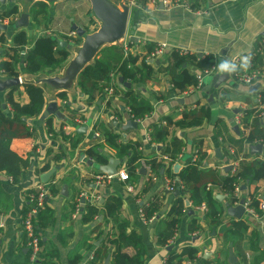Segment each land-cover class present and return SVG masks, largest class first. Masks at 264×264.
<instances>
[{
    "label": "crops",
    "instance_id": "crops-1",
    "mask_svg": "<svg viewBox=\"0 0 264 264\" xmlns=\"http://www.w3.org/2000/svg\"><path fill=\"white\" fill-rule=\"evenodd\" d=\"M110 1L121 9L126 5V0ZM162 1L139 0L129 9L127 31L123 37L99 46L80 67L77 61L84 49L85 38L103 26L90 0L0 2L3 9L12 5L19 8L15 21L0 18V62L11 59L13 37L21 29L27 32L30 43L20 48L22 59L34 40L43 35L60 39L61 46L71 51L70 59L51 72L44 70L28 74L24 72L23 62L17 65L21 82L15 86L16 99L22 103L29 102L24 84L33 83L43 88L46 103L39 115L28 119L33 135L12 140V149L27 158L28 165L22 169L17 181L0 173V224H3L0 227V264L25 261L29 250L24 242L21 222L28 208V192L40 185L49 188L52 183L58 193L49 196L47 202L54 209L55 221L53 225L39 229V233L46 242L45 246L57 251V264H90L102 237L117 234V225L113 221L104 224L103 215L90 222L83 219L86 203L101 208L112 195L122 198L119 217L128 222V238L132 244L129 251L137 254L141 264H166L172 250L179 252L184 247H194L197 257L195 260L185 258L182 264H202L205 259L211 264H264V210L257 217L245 212L240 219L235 218L227 212L229 195L222 193L219 187L211 186L217 200L225 206L221 222L212 227L204 216L206 210L198 209L190 201L188 190H167L168 179H178L177 174L199 150L204 154L197 162L199 167L215 169L220 175L235 172L243 161H264V142L248 140L244 122L236 120L237 115L245 110H264L261 98L264 79L246 85L236 81L233 73H227L228 79L212 88L216 75L225 74L218 71L206 76L202 87L181 92L173 88L165 70L170 52L180 48L203 57L210 54L216 60L214 65L225 59H232L239 65L242 57L251 55L254 58L258 44L262 47L256 55L257 64L253 63L255 67L264 69V0H197L195 10L163 4ZM33 7L37 12L32 11ZM25 13L29 15L27 27H16V22ZM76 28L84 30L85 34L80 35ZM124 41L128 44V51L122 46ZM63 42L66 45H62ZM150 43L155 48L166 43V54L151 58ZM110 45H114L117 52L137 56L134 69H143L146 64L152 66L150 78L140 90L154 107L140 120L133 119L125 106V94L130 87L121 83L115 72L110 74L109 87L114 88L111 98L106 93L107 88L101 95L93 96L92 91L84 92L79 85L80 73L86 66L94 64L99 52ZM185 66L194 74L201 70L196 61H188ZM10 78L13 77L0 72V79ZM257 84L259 86L253 88ZM10 89L0 92L2 108L3 105L6 108V94ZM52 100L57 103L64 119L56 114L42 119L46 106ZM193 109H197V113L185 119L184 112ZM167 117L175 122L167 143L161 146L146 141V133L150 131L151 134L156 125L166 124ZM48 119L52 120L53 131L46 124ZM132 119L138 127L126 131L127 123ZM250 123L264 128V118L252 115ZM106 131L120 134L122 140L140 144L144 159L138 169L139 177L132 184L133 191H128L126 183L117 176L98 182L97 176L105 174L102 172L105 164L96 163L87 151L98 143H104ZM174 139L183 145L178 158L173 162L163 158L164 163H171L153 172L148 158L163 157L166 145ZM260 145L263 147L259 149ZM103 150L105 155H112L109 159L115 157L114 151L108 147ZM122 160L117 170L126 167L127 158ZM46 174L50 177L45 182L43 176ZM236 192L239 200L232 206L239 205L250 193L260 192L259 197H264V178L251 184L243 182ZM180 195L184 198V214L171 245H161L157 225L160 220L173 218L170 210ZM219 195H223V199ZM155 199L160 209L145 222L139 210ZM193 218H197L202 226L195 233L189 231ZM99 224H102L101 229L96 227ZM100 230L103 234L99 238ZM110 261L111 257L107 256L105 264Z\"/></svg>",
    "mask_w": 264,
    "mask_h": 264
},
{
    "label": "trees",
    "instance_id": "trees-1",
    "mask_svg": "<svg viewBox=\"0 0 264 264\" xmlns=\"http://www.w3.org/2000/svg\"><path fill=\"white\" fill-rule=\"evenodd\" d=\"M190 1V0H186ZM192 7L195 9L198 4L192 0ZM191 3V1H190ZM37 5V4H36ZM35 5V6H36ZM34 6V7H35ZM195 6V7H194ZM33 12H37L34 10ZM19 8L17 5H12L9 8L0 11L1 19H14L18 17ZM12 47L13 55L11 59L0 62V72L7 74L10 77H18L19 71L17 65L23 62L24 72L28 74H37L42 71L51 72L61 67L70 59L71 51L68 47L61 46V41L50 35L37 37L31 47L27 50L25 57L22 59L20 48L29 43L28 34L24 29L19 30L13 37ZM150 45H152L150 43ZM261 44L255 51L253 61L261 50ZM155 46L149 47V54L152 53ZM114 45L105 46L96 58L95 63L88 65L80 73L79 85L84 92L92 91V95L97 93L102 94L105 88L111 83V72H115L119 77H123L124 81L131 83V87L127 89L125 94V106L128 108L131 116L135 120H140L153 110L152 101L146 97L140 90V87H145L147 80L150 78L152 66H144L143 69H134L133 65L137 60V56L129 54L124 56L123 52H117ZM260 56H258V59ZM188 61H196L200 69L212 67L216 60L214 56L208 54L205 57L179 50H173L168 56V63L165 70L168 72L173 88L178 91H186L197 84L196 74L191 73L185 66ZM25 90L30 98L29 102L22 103L16 99L14 86L6 94V108L0 107V173H3L13 181H17L24 167L29 163L27 158L18 154L12 149V140L16 137H30L33 135L28 119L39 115L46 103L44 90L42 87L33 83L24 84ZM142 88V89H143ZM264 101V93L261 96ZM111 100L108 101V106L111 105ZM8 106V107H7ZM264 110H245L243 111V122L248 130L247 138L253 142H264V128L250 123L252 115L258 116ZM197 113V109L184 112V118L190 119ZM166 124L156 125L151 131V143L163 146L167 143V138L170 134V129L175 122L169 117L165 120ZM46 124L50 131H53L52 120L48 119ZM220 134V132H219ZM222 134V133H221ZM223 135V134H222ZM182 143L176 139L171 140L165 148L163 155L171 158V162L175 161L182 151ZM108 147L114 151L116 158H127L126 170L129 175V183L133 184L139 177L138 169L142 164L144 156L140 152V144L132 140H122L120 134L105 132L104 143H98L89 148L87 153L99 165L106 164L109 157L105 155L104 148ZM200 158L204 156L201 150L198 151ZM153 172H157L160 167L169 165L164 163L163 157L148 158ZM196 162L189 161V164L179 172L178 179L183 183L186 190L190 193V201L195 205L206 204L205 218L210 220L212 227H217L221 222L222 215L225 211L223 203L215 197L211 186H217L222 193L229 195L230 204L234 205L238 202L239 196L236 189L242 186V183L251 184L264 178V161L257 160L253 162L243 161L240 167L235 172H230L227 175H220L215 169H202ZM152 177V176H151ZM175 178V177H172ZM52 195L58 193L55 185L52 183L49 186ZM37 194V190H31L30 194ZM260 192L250 193V207L258 214L262 213L260 209ZM122 205L120 196H109L104 205L100 207L91 203H86V211L83 214L84 221L90 222L96 217L103 215L104 224L113 221L117 225V234L106 235L102 237L100 230L98 237H102L101 244L97 247L90 264H105L107 256L111 257L109 264H141L136 253L129 251L132 247L128 238V222L119 217V208ZM160 209V204L157 199L152 201L150 205L144 206L143 210L148 218L156 214ZM74 210V208H72ZM184 198L180 195L176 199L170 212L173 214L172 219L160 220L157 225L158 241L161 245L170 246L175 237L176 230L181 221V216L184 214ZM55 214L54 209L46 201L44 207L39 210L37 217L34 219V226L39 233V229L47 228L54 224ZM237 224V223H236ZM241 224V222H238ZM97 229H101L102 224H99ZM201 223L197 218H193L189 225V231L195 233L201 228ZM40 234V233H39ZM23 237L25 234L23 233ZM43 249L39 255L37 264H57L55 259L58 257L57 251L45 246V241L41 238ZM25 245L27 241L25 237ZM197 250L194 247H184L179 252L172 250L166 258V264H182L185 258L195 260ZM30 252L26 254L24 262L16 264H29ZM202 264H211L208 259H205Z\"/></svg>",
    "mask_w": 264,
    "mask_h": 264
},
{
    "label": "built area",
    "instance_id": "built-area-1",
    "mask_svg": "<svg viewBox=\"0 0 264 264\" xmlns=\"http://www.w3.org/2000/svg\"><path fill=\"white\" fill-rule=\"evenodd\" d=\"M139 0H126V5L129 6L130 8L133 6H136L138 4ZM163 4H174L177 6L184 7L185 9L189 10H195L192 7V3L186 1V0H163ZM155 3H157L155 1ZM3 10L2 7H0V11ZM15 21V18L13 19ZM72 35V34H71ZM124 49L128 51V44H126V41L123 42ZM166 48L167 44L166 43H161L157 45V47L154 49V51L150 54L151 58H156V57H161L166 54ZM181 53L189 52L188 49L185 48H180L178 49ZM124 55H127L125 52ZM247 57L250 58L249 62V67L247 70H240L238 72L233 73V77L236 81H239L243 84L250 85L256 82H262L264 79V69L260 67H255L253 63L252 56L248 55ZM218 72L217 65H213L210 68L206 69H201L198 71L196 74L197 78V84L194 86L196 88L202 87L204 80L206 76H211L214 75ZM21 82V77L18 76ZM107 95L111 98L112 95L114 94V88L112 86L107 87L106 89ZM259 118H264V112L259 113L258 115ZM236 120L238 123L243 122V113H240L237 115ZM146 141L151 143V134L150 131L146 133ZM153 144V143H152ZM155 145V144H154ZM163 158L167 161L171 160L170 157L167 155H163ZM200 155L198 152H196L191 158V161L196 162L199 160ZM198 164V163H197ZM151 174L150 176H152ZM119 177L120 180L124 181L126 183V188L128 191H133L134 186L129 183V175L126 170V168H121L118 170L117 175L115 176H109V175H99L97 176L98 182L102 183L105 181V179H112L113 177ZM153 177V176H152ZM176 189H185L183 183L179 179H168L167 181V190L172 191ZM37 194H30L27 195V203H28V208L26 210V216L22 220L21 225H22V231L25 234L26 237V243L28 250L30 252V258H29V264H37L39 255L43 249L41 239H40V234L36 231L35 226H34V219L37 217L39 210L44 207L47 199L49 196H52V193L50 192L49 188L45 187V185H40L36 188ZM261 203H260V209L264 210V197H260ZM244 207L246 209V212L251 215V216H259V214L252 208L250 207V199L249 197L244 199ZM198 209L201 210H206V204H201L198 206ZM140 217L143 221L147 222L149 218L146 216L145 211L141 208L139 210ZM154 218V217H153ZM3 224H0V227H2Z\"/></svg>",
    "mask_w": 264,
    "mask_h": 264
},
{
    "label": "water",
    "instance_id": "water-1",
    "mask_svg": "<svg viewBox=\"0 0 264 264\" xmlns=\"http://www.w3.org/2000/svg\"><path fill=\"white\" fill-rule=\"evenodd\" d=\"M95 13L98 17L103 21V26L95 33L87 35L85 38V46L82 51V54L78 58V67L82 65V63L88 60L92 53L101 45L114 43L118 41L127 31L128 26V18H129V9L130 7L125 5L123 9L117 7L110 0H90ZM1 3L5 4L8 0H0ZM29 22V15L27 13L22 14L20 19L16 22V27L25 28L27 27ZM80 35H84L85 31L79 28H76ZM62 45H66V42H63ZM215 83L212 88L220 86L221 83L225 82L228 79V74L225 73L223 75L217 74L215 77ZM121 83H124L126 87H131V83L125 82L123 77L119 78ZM20 84L19 77H13L10 79L2 80L0 79V92L10 89L16 85ZM259 85H255L253 88H257ZM5 108V105H3ZM56 114L60 119H64V115L59 110L57 103L52 100L46 106V109L43 112L42 119H44L48 115ZM138 124L132 119L129 120L127 126L125 127L126 131L136 129ZM263 146L260 145L259 149ZM160 149V147H158ZM123 162L122 159L112 157L108 160V162L102 166V172L109 176H115L118 173V167ZM180 166V165H178ZM231 169V167L229 168ZM50 177V174H46L43 176V180L46 182ZM64 190H66L64 188ZM66 192V191H65ZM63 192V194L67 195V193ZM220 199H223V195H219ZM244 199L240 201L239 205L232 206L230 203H226L227 212L235 217L240 219L246 209L244 207ZM109 261V257L107 262Z\"/></svg>",
    "mask_w": 264,
    "mask_h": 264
},
{
    "label": "clouds",
    "instance_id": "clouds-1",
    "mask_svg": "<svg viewBox=\"0 0 264 264\" xmlns=\"http://www.w3.org/2000/svg\"><path fill=\"white\" fill-rule=\"evenodd\" d=\"M250 58L245 56L241 58L240 64L237 65L232 59L221 60L218 65V71L221 73H235L240 70H247L249 67Z\"/></svg>",
    "mask_w": 264,
    "mask_h": 264
}]
</instances>
